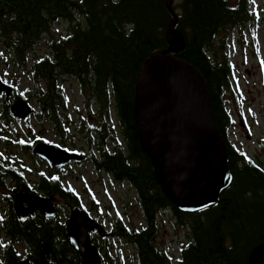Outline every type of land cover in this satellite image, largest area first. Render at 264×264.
Instances as JSON below:
<instances>
[{"label":"trees","instance_id":"1","mask_svg":"<svg viewBox=\"0 0 264 264\" xmlns=\"http://www.w3.org/2000/svg\"><path fill=\"white\" fill-rule=\"evenodd\" d=\"M166 1L0 0V51H5L12 67L28 72L39 109L32 118L38 124L51 125L64 139L67 128L63 111L68 107L62 82L66 79L77 83L83 107L98 124L91 126L87 135L93 129L99 131L101 124H110L114 151L110 152L103 142L97 143L99 156L93 153L88 160L96 173L106 174L114 184H128L137 196L145 227L131 231L119 217L113 229L117 237L135 248L138 264H249L252 250L264 244V162L238 152L228 143L225 132L230 114L225 94L234 73L227 57L217 58L213 46L222 32L258 20L251 14L249 0H238L235 6L231 0H179L177 28L186 49L177 58L197 68L207 81L233 176L231 186L216 205L186 214L174 206L157 182L150 159L140 147L134 120L137 78L153 55L168 50L165 35L176 8L172 5L170 10ZM62 21L69 24L67 35L47 37ZM40 45L47 49L42 56L38 53ZM14 98H25L16 87ZM0 106L2 122H17L8 112L9 105ZM6 131L1 129L0 136ZM31 139L33 145L41 142L38 137ZM88 139L92 150L93 142ZM17 145L31 153V146ZM19 166H3L0 162V183L3 179L13 182V194L43 193L60 197L71 210L82 207L81 198L64 187L58 173L48 176L40 172L35 185L27 184ZM8 208L9 215L0 227L13 241L28 244L33 261L47 264L42 249L46 244L53 260L79 264V256L66 237L67 217L65 224L40 215L22 222L15 217L11 200ZM163 212L172 214L187 230L188 241L176 258L155 243L157 220ZM60 213L57 207V216ZM102 242L99 237L93 240L102 263L107 264L103 253L106 243ZM9 247L4 248L5 256L16 264L19 257L9 252Z\"/></svg>","mask_w":264,"mask_h":264},{"label":"rangeland","instance_id":"2","mask_svg":"<svg viewBox=\"0 0 264 264\" xmlns=\"http://www.w3.org/2000/svg\"><path fill=\"white\" fill-rule=\"evenodd\" d=\"M237 1L231 0V4L235 6ZM249 2L251 14L258 21L222 32L217 37L213 48L218 55L217 58L227 57L234 73L229 90L225 94L227 110L235 120V126L230 127L229 131L231 144L238 152H244L248 157L264 162L262 149L264 146V0H249ZM179 3V0H173L176 16L180 14ZM68 31L69 24L62 21L52 27L47 37L57 38L67 35ZM38 51L42 56L47 49L44 45H40ZM0 79L16 87L18 93L23 94L24 99L30 102L37 111L39 110L32 94L28 72L12 67L5 51L2 50L0 51ZM62 86L68 107L66 111H63L67 128L64 139L51 125H40L34 118L14 123H5L0 120V130L7 129L6 133L0 136V162L3 166L21 164L19 171H25L27 184L35 185L40 172L48 176L58 173L63 178L64 187L78 194L82 200V208L90 217L100 222L106 230L109 242L105 244V247L103 246V253L107 264H138L135 248L126 240L117 237L113 229L114 220L119 217L131 231H138L145 227L137 196L128 184H114L106 174L96 173L89 160L81 165L71 164L60 171L52 169L45 162L33 157L31 153L17 145L33 147L31 138L38 137L41 143L69 152L81 151L84 155L91 156V150L85 142V137L83 138L79 133L78 123L81 117L85 124L92 123V120L89 119L88 112L83 107L84 102L78 85L74 80L66 79L62 82ZM2 112L3 108L0 106V116ZM96 123L94 122V126ZM113 123L116 125L115 119ZM241 124H245L246 128H241ZM118 138L120 139L119 134ZM115 147L116 145L111 140L108 150L113 152ZM13 189V182L5 179L1 181L0 223L2 224L9 215L8 200L12 201ZM38 196L49 197L43 193ZM56 198L55 203L61 208V213L52 220L54 223L65 224L66 217L68 222L72 210L69 209L66 201L58 196ZM157 229L158 235L155 240L157 247L169 257L176 258L188 241L186 228L179 226L172 214L163 212L158 217ZM9 243L11 247L8 246ZM8 247L9 252L19 257L18 261L31 259L29 257L30 248L19 241H13L0 227V263L2 264H13V259L4 257V248Z\"/></svg>","mask_w":264,"mask_h":264},{"label":"water","instance_id":"3","mask_svg":"<svg viewBox=\"0 0 264 264\" xmlns=\"http://www.w3.org/2000/svg\"><path fill=\"white\" fill-rule=\"evenodd\" d=\"M172 10L173 0H167ZM173 13V11H172ZM166 30L168 50L153 55L139 74L135 86L134 120L140 147L150 159L157 182L166 197L182 213L194 214L217 204L233 181L226 145L214 113L205 77L193 65L177 58L186 49L178 18ZM11 104L9 114L24 122L37 112L23 98H14V87L0 79V100ZM33 157L55 170L83 164L87 155L72 153L46 143L32 147ZM56 196L17 193L12 197L18 219L38 213L52 220L57 215ZM106 235L104 227L87 211H71L65 233L79 256V264H103L92 233ZM47 264H61L42 246ZM249 264H264V244L249 255ZM17 264H37L31 259Z\"/></svg>","mask_w":264,"mask_h":264},{"label":"flooded vegetation","instance_id":"4","mask_svg":"<svg viewBox=\"0 0 264 264\" xmlns=\"http://www.w3.org/2000/svg\"><path fill=\"white\" fill-rule=\"evenodd\" d=\"M0 104H6V105H9V108H10V106H11V104H7L5 101H4V99H1L0 100ZM8 112H9V110H8ZM88 117H89V119L90 120H92V123H90V124H85V122H84V120H83V118L81 117V120H80V123H78V125L80 126V128H79V133H81V135L83 136V138L85 139V142H87L89 139H88V136L90 137V139H91V141L93 142V144H92V147H93V149L91 150V148H90V150H91V155H93V153L96 155V156H99V154L97 153L98 152V146L96 145L97 143H101V142H103V144H104V146H106L107 148H108V144L109 143H111V137H112V131H111V128H110V124L108 123V122H106L104 125H99L98 126V128L97 129H99V131H95L94 129L92 130V134L91 135H87V132H88V129L91 127V126H94V122H95V118H93L91 115H89L88 114ZM99 122H101V120L99 121ZM96 125H98V124H96ZM96 125L94 126V127H96ZM232 126H235V120L230 116V124L228 125V127L226 128V132H225V135H226V137H227V140H228V143L231 145V147L233 148V149H235L234 148V146L231 144V139H230V135H229V131H230V127H232ZM241 128H246V125L245 124H241ZM236 150V149H235ZM73 153H78V154H80V153H82V154H84V152H79V151H77V152H73ZM90 156H87V160H88V158H89ZM25 172V171H24ZM25 178L27 179V177H26V173H25ZM14 190V189H13ZM12 190V191H13ZM18 193H23V192H18ZM15 194H17V193H14V195ZM13 195V196H14ZM12 196V197H13ZM12 204H13V201H12ZM8 210H9V208H8ZM13 213L15 214V212H14V210H13ZM8 214H9V212H8ZM35 215V214H34ZM33 215V216H34ZM33 216H31V217H33ZM15 217H16V215H15ZM31 217H27V218H20V219H18L17 217V219L18 220H20V221H22V222H26V221H28ZM100 223V222H99ZM91 237H92V242H93V240H95V238L96 237H99V238H101V240H104V242L105 243H108L109 242V240L107 239V237H106V235L105 236H100L99 234H98V232L97 231H95V232H93L92 233V235H91ZM21 243H23V244H25V245H27L28 246V244L26 243V242H21ZM29 247V246H28ZM4 257H6L5 256V253H4ZM21 261V260H20ZM19 262V261H18Z\"/></svg>","mask_w":264,"mask_h":264}]
</instances>
